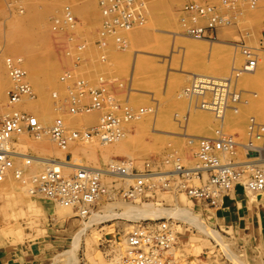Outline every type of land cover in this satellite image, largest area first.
<instances>
[{
  "label": "rangeland",
  "instance_id": "obj_1",
  "mask_svg": "<svg viewBox=\"0 0 264 264\" xmlns=\"http://www.w3.org/2000/svg\"><path fill=\"white\" fill-rule=\"evenodd\" d=\"M140 1L144 20L129 30H119L124 39L119 47L113 35L100 34L104 17L99 0H0V120L4 114L19 111L39 116L43 130L57 118L69 132L97 126L104 110L70 111L71 93L77 91L74 82L79 80L91 88L111 82L117 91L113 93L108 84L109 94L137 114L136 118L122 119V136L109 143L99 138L80 139L63 148L50 133L26 131L21 142L15 136L18 152L94 167L123 158L131 160L138 170L151 161L152 169L160 172L173 169L177 158L185 166L198 162L193 138L215 137L223 127L225 133L244 142L251 117L264 123V0ZM189 2L213 6L220 18L208 37L196 38L188 32L206 25L207 18L182 21V8ZM66 7L74 17L73 25L67 21ZM55 19L61 23L57 30ZM68 28L74 35L72 40L65 38ZM101 37L105 45L98 50L94 44ZM80 45L84 47L78 48ZM239 45L259 48L260 74L256 78L252 76L256 72H248L238 77L241 101L228 109L225 121L220 122L212 112L196 107L185 89L193 73L226 77L241 67L245 56ZM7 58L19 62L32 90L15 103L8 97L13 82ZM68 72L71 76L62 79ZM83 102L89 103V97ZM117 114L123 116L121 110ZM237 156H243L241 148ZM15 164L24 169L26 178L47 167L26 159H17ZM11 176L0 182V264H124L126 235L144 219L116 216L97 223L93 216L109 207L127 211L142 205L173 213L189 208L213 229L172 216L180 247L179 264H264V198L251 200L241 183L222 197L218 207L208 208L201 200L165 189L164 179H154L151 188L137 199L123 198L116 191L82 218L73 208L60 212L54 201L28 192L21 178ZM83 225L88 227L83 230Z\"/></svg>",
  "mask_w": 264,
  "mask_h": 264
},
{
  "label": "built area",
  "instance_id": "obj_2",
  "mask_svg": "<svg viewBox=\"0 0 264 264\" xmlns=\"http://www.w3.org/2000/svg\"><path fill=\"white\" fill-rule=\"evenodd\" d=\"M99 7L104 17L100 34L113 35L119 47L124 42L119 30H129L144 20L143 3L140 0H99ZM182 11V21L198 20L199 16L207 18L206 25L188 29L196 38L208 37V32L213 31L220 21L214 7L208 4L189 2L183 6ZM66 17L73 25L74 17L69 7H66ZM60 27L59 19H55L54 29ZM239 46L245 56L241 67L234 68L226 77L194 74L185 89L186 95L196 107L212 112L220 122L227 110L235 108L241 101L242 94L236 87L238 77L241 73L256 68L258 63L259 48ZM83 47L84 45L78 46L80 49ZM7 64L13 82L8 90V97L11 103H15L23 95L32 94V90L25 80L26 71L19 62L9 58ZM70 76L68 72L62 79ZM74 83L77 91L70 96L71 112H89L93 109L104 112L97 126L84 131L69 132L63 120L57 118L48 128V133L63 148L69 141L80 139L99 138L102 142H112L123 134L120 127L122 119L137 117L131 108L123 107L113 94H109L110 83L105 81L100 88L88 87L83 80ZM86 96L89 97V103L83 102ZM119 110L123 116L117 114ZM21 128L33 134L43 130L37 117L28 112L14 111L0 120V182L10 170L18 179L24 176L22 168L16 167L15 161L22 157L13 145L15 134ZM216 133L215 137L193 138L197 141L195 156L198 162L193 166H185L177 158L173 169L169 170L170 175L163 180L164 188L182 192L192 200H201L208 208L218 207L222 197L231 192L236 184L241 183L252 193L264 194V123L251 117L244 142L222 129ZM239 148L243 150L241 158L237 156ZM59 163L61 161L49 163L52 165L48 164L44 171L27 177L31 192L71 206L82 218L88 217L95 204L106 197L111 198L116 191L123 198L137 199L151 188L149 184L152 185L156 179H146V175L158 172L152 169L151 161L146 162L143 170H138L131 160L123 158L112 159L104 167L79 166L68 174L63 172L64 165L55 166ZM127 181H131L127 187L118 188V183L124 184ZM171 219L172 217L137 221L126 235L124 264H179L177 251L180 247Z\"/></svg>",
  "mask_w": 264,
  "mask_h": 264
},
{
  "label": "bare ground",
  "instance_id": "obj_3",
  "mask_svg": "<svg viewBox=\"0 0 264 264\" xmlns=\"http://www.w3.org/2000/svg\"><path fill=\"white\" fill-rule=\"evenodd\" d=\"M8 59V58H7ZM1 69V68H0ZM258 70H259V66L257 65L256 66V68H253V69H250V70H248V71H245V72H243V73H248V72H256L255 73V75L254 74H252V76H254V77H256L257 78V76L260 74V72H258ZM2 72V71H1ZM7 73V72H6ZM243 73H241V74H243ZM2 74H3V72H2ZM194 74H197V75H202V74H198V73H193L192 75H194ZM9 75V74H8ZM11 77V76H10ZM253 77V78H254ZM0 80H1V75H0ZM4 91H5V89H4ZM2 92H3V83H2V80L0 81V96L2 95ZM5 93V92H4ZM195 105V104H194ZM201 109V108H200ZM263 109V108H262ZM201 110H204V109H201ZM204 111H208V110H204ZM261 112H262V114L264 113V111L263 110H261ZM7 116V115H6ZM5 114L3 115V117H4V119H5ZM35 117H37V119H38V121L40 120V118H39V116H37V115H34ZM226 116V115H225ZM233 118V117H232ZM263 118H264V114H263ZM43 121V120H42ZM221 121L222 122H224L225 121V117L224 118H222L221 119ZM39 123H40V121H39ZM41 123H43V122H41ZM41 123H40V126H41ZM223 124V123H222ZM42 127V126H41ZM51 127V126H50ZM49 127V128H50ZM222 127V126H221ZM221 129H223V127L221 128ZM224 130V129H223ZM28 132V130H26L25 128H21V130L20 131H18L16 134H15V136L17 137L18 136V138H19V141L21 142L22 140H21V137H23L24 138V136H22V134H24L25 132ZM43 132H45V133H48V128L47 129H44V130H41L39 133H37V134H42ZM44 133V134H45ZM16 140H17V138L13 141V145L15 146V144H18V143H16ZM24 140V139H23ZM25 140H27V139H25ZM25 142V141H24ZM27 142V141H26ZM25 142V143H26ZM109 143V142H108ZM23 144V143H22ZM27 145V144H26ZM28 147V146H27ZM22 148H23V145H22ZM19 153V156L20 157H22V158H20V159H26L27 161H29V162H39V163H41V164H46L47 166H48V163H52V162H54V161H61V163H59V164H55V166L56 167H59V165L60 164H62V165H64V167H63V172L65 171V169H67V170H74L75 168H77V167H79L80 165H82V164H80V163H78V162H76V161H74V162H72V161H69V160H59V159H55V158H48V157H43V156H38V155H33V154H31V153H26V152H23V153H20V152H18ZM57 163V162H56ZM25 165V164H24ZM50 165H52V164H50ZM84 166V165H83ZM73 168V169H72ZM22 170H23V173H24V169L22 168ZM65 173V172H64ZM66 174H68V173H66ZM10 175H12L11 176V178L14 176V174H13V171L12 170H10V171H8L7 172V174H6V176L3 178V180L1 181V182H4V180H6L7 178H9L10 177ZM170 175V171L168 170V171H160V172H156V173H152L151 175H146V179H148V178H150V177H152V178H156V179H161V181H162V179H164V178H166L167 176H169ZM10 178V179H11ZM27 179L28 178H26V176H25V173H24V176L20 179V180H22L23 182H24V184H26V187H28V192H31V186H30V184L28 183V181H27ZM12 180V179H11ZM159 181V180H158ZM26 182V183H25ZM245 188V187H244ZM245 192L250 196L249 198L251 199V200H256V198H259V197H262V198H264V194L263 193H252L249 189H247V188H245ZM36 194V193H35ZM36 195H41V194H36ZM42 196V195H41ZM55 204H56V208H57V210H59L60 212L62 211H65V212H71V209H72V207L71 206H67V205H64V204H59V203H56L55 202ZM138 204V203H137ZM136 205V204H135ZM139 205V204H138ZM119 206V205H118ZM110 208L111 207H109V209L108 210H105L103 213H99V214H95L93 217L95 218V222H101L102 220H105V219H107V218H112V217H116V216H125V217H127V218H129L130 220H139V219H145L146 217H151V218H162V217H166V216H175V217H180V218H182V219H187V218H189V219H191V220H189V221H192V223H194V224H196L197 226H199V223H201L202 224V226H203V228H206V229H209V227H208V225H206V223L204 222V220H201V221H199V217H197L196 216V214L194 215L190 210H189V208H178L177 209V211H174V213L173 212H168L167 210H166V208H160V207H155V206H149L148 207V205H142V206H131V207H129L128 208V210L127 211H114V209L112 208V210H110ZM116 209V208H115ZM75 211V210H74ZM112 211V212H111ZM190 211V212H189ZM90 218V217H89ZM185 219V220H186ZM188 220V219H187ZM92 222V221H91ZM90 222V223H91ZM94 222V223H95ZM89 222H85V224H88ZM89 223V224H90ZM200 224V225H201ZM84 226V225H83ZM86 227H88V225H86ZM85 226H84V229L83 230H85V228H86ZM209 230H212L213 231V229H209ZM208 230V231H209ZM214 236V235H213ZM215 237V236H214ZM216 238H218V239H220L221 237L218 235V233L216 232ZM229 254V253H228Z\"/></svg>",
  "mask_w": 264,
  "mask_h": 264
},
{
  "label": "crops",
  "instance_id": "obj_4",
  "mask_svg": "<svg viewBox=\"0 0 264 264\" xmlns=\"http://www.w3.org/2000/svg\"><path fill=\"white\" fill-rule=\"evenodd\" d=\"M73 27V26H72ZM71 27V28H72ZM62 30H64V28L62 27ZM70 29L68 28V30H66V35H65V38H67L68 40H72L73 38L72 37H74V35H72V33L69 31ZM71 34H70V33ZM102 38V37H101ZM104 45H105V43H104V38H102V39H100V38H98V39H96L95 40V44H94V46L98 49V50H103V48H104ZM73 46H71V45H69L68 46V48H72ZM76 49V48H75ZM74 48H73V50L75 51L74 53H76L77 52V50H75ZM70 51H71V49H70ZM78 53V52H77ZM79 65V62L76 64V66H78ZM108 83H110V88H111V91L113 92V93H115L116 94V91H117V87H115V86H113V84H111V82H108ZM114 83V82H113Z\"/></svg>",
  "mask_w": 264,
  "mask_h": 264
}]
</instances>
